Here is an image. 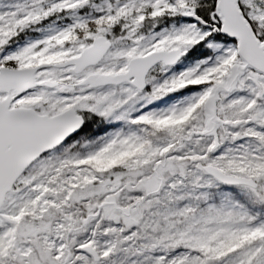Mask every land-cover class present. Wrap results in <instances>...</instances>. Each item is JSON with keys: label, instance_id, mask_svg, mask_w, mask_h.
Listing matches in <instances>:
<instances>
[{"label": "snow or ice", "instance_id": "6c2138e0", "mask_svg": "<svg viewBox=\"0 0 264 264\" xmlns=\"http://www.w3.org/2000/svg\"><path fill=\"white\" fill-rule=\"evenodd\" d=\"M0 264H264V0H0Z\"/></svg>", "mask_w": 264, "mask_h": 264}]
</instances>
